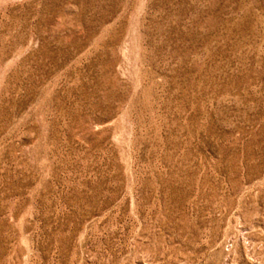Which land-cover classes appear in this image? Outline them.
Returning a JSON list of instances; mask_svg holds the SVG:
<instances>
[{
	"label": "rangeland",
	"instance_id": "1",
	"mask_svg": "<svg viewBox=\"0 0 264 264\" xmlns=\"http://www.w3.org/2000/svg\"><path fill=\"white\" fill-rule=\"evenodd\" d=\"M0 264H264V0H0Z\"/></svg>",
	"mask_w": 264,
	"mask_h": 264
}]
</instances>
